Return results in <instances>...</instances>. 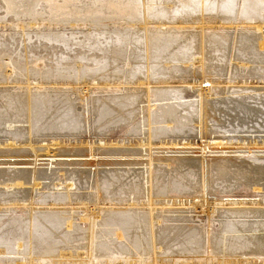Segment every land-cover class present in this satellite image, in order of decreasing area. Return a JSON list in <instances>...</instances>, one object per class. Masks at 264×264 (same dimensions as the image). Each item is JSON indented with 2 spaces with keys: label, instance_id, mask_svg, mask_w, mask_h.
Masks as SVG:
<instances>
[{
  "label": "rangeland",
  "instance_id": "rangeland-1",
  "mask_svg": "<svg viewBox=\"0 0 264 264\" xmlns=\"http://www.w3.org/2000/svg\"><path fill=\"white\" fill-rule=\"evenodd\" d=\"M95 1L96 0H89V1L73 0V2L70 1V6H72L69 8L70 10L68 8L67 9L60 8V10L57 12L50 7V5L54 4L52 1L48 3L49 5H45V3L43 5V3H40L38 4V6L36 5L37 6L36 7L34 4L35 2L33 0L32 1L23 0L21 2L16 1L14 3L15 7L13 11L11 12L10 10L8 11L5 3L2 0H0V90L4 88L5 89L9 88L11 89L10 91L19 90L21 92V91H24L26 86L30 85V87L33 86L32 88L34 89L38 88L39 90L37 89V92L39 91V93L40 92L45 93L46 91H48L51 94L65 93L64 95H66L67 93V95L69 94L70 99L76 102V104L74 102V105H76V108L78 109L77 115L79 116L76 118H79V119L81 118L80 121L78 120L79 123H81L80 124L81 128H79L80 127L79 126L77 130H75L74 132L70 131L69 133L59 132L61 134L57 135L58 138L56 137L58 140L55 139L56 141H58V144H55L56 146L53 145L54 147L50 144L51 139H52L51 136H53L50 134V132H47V131L45 132L44 130L41 133V130L39 128H36V127L32 128L34 130L32 131L31 137H32L33 142L35 141L33 144V145L36 144L35 147H39L41 146V144L42 145H46L47 143L50 144L52 147L49 146V149L52 151L49 152V155H52V153H56L60 147H63V148L66 147V149L68 148L72 149L73 147L83 146V147L88 148V146L89 147L93 146V148H97L100 145V141H99L100 140L99 136H100L101 139L105 141V143L101 146L103 148H114V147L116 148L117 147H133L134 148V147H137V144H138L136 136H140L144 138V135H147L145 134V132L147 133L148 130L151 132V134L152 132L154 133L155 131L160 130V131L167 132V134L166 135L161 134L158 137H155V135L153 136L152 134L153 136L152 138L154 137L155 139L157 138V140H155L153 145L151 146L153 147L151 150V155L154 158H177V157L181 158V157H191L192 155L197 156L198 153L195 154L193 150L189 151L190 153L188 152L184 153V151L179 152L177 148H170L171 146L168 145L169 143L168 140L171 139L170 138L171 135L169 133L170 131L172 132L176 129L177 127L176 123L167 122V121L165 122L161 121V122L155 123L152 121V123L148 125L147 118H151V116L149 115H152L155 112L157 114L162 112V110L159 109L160 107L159 108L155 107V104L163 105V106L170 104L176 110L179 109L180 113L182 115L184 114L183 116H187L188 113H190L188 115L190 118L195 117V115L197 116V113H198L197 111L199 107L198 105V102H199L198 94L199 93H201L202 96L204 95L203 101H202L203 103H204V100L206 101L205 103H208L209 101L215 100L217 98L219 99L224 98L230 101H238V99H241L240 96H245L248 98L247 102L249 103V105L254 107V109L256 110L252 114V116L254 117L253 121L249 123L247 122H243L242 124L239 123L240 126L230 124L232 127L234 126L233 129H231L232 127L229 125H226V126L224 125L222 127H219V130L216 132L212 131V129L217 126L216 123L212 121V119L209 117L208 114H205L204 118L207 117L204 119V121L206 122L205 131H208L206 135L207 138L210 136V137H217V139L219 137H223L227 140H229L230 138L232 140H235V139L242 140V139H250L254 137L259 141L258 146L264 147V143L261 144V142H264V110H263L264 104L262 105L261 103L264 101V72H263L264 63L263 62H258V63L238 62V60H230V54H229L227 57V60L223 62L221 66L222 68L220 67L217 70L215 69L211 70L206 67L202 70L203 66L201 67L199 62L198 63L196 62L194 64L190 60L185 61V62L184 61H171V62L163 61L161 62L160 58H157V59L151 58L150 55L148 57L145 53L146 48L144 47L146 45L145 44V40L147 39L146 37L151 35V33H153L154 31L156 32L157 29L158 30L161 29L160 31L169 32L170 30H173L172 28L174 29L177 28L179 32H183V33L188 32L189 34H191L190 32H192V34L193 33L200 34L201 31H204L203 33L207 35L208 34L210 35L213 33L215 35L227 34L229 35V40L231 39V42L235 40L237 35H242L246 33L258 34L260 32H263L264 34V31H263L264 24L261 30L252 28L253 24L251 25L250 22L248 23V21L244 19L243 16L238 15L240 14V9L238 10L237 8L242 5L243 0H234V3H235L234 12L236 11L235 18H234L235 22L233 21L231 22V24L228 22H221V20L219 21L218 18L215 16V14H208V13H204L202 15L197 14L194 16L193 20L190 22H178V20L180 19L179 17H181L180 11H178V9H180L178 2L174 1L173 3H171L170 1H168L166 3L165 0H160V1L154 2L153 4L146 3L147 0H138V6H140L137 8L139 16H137L138 20H136L135 22L130 21L125 16H121L120 14L112 15V14H108L106 11L102 12L103 14L99 13L98 15L91 16L88 13H86L85 10H87L86 8H88L89 5L91 7V5L93 6V5L99 4V3H96ZM198 2L201 4V0H198ZM100 3H104V1L100 0ZM85 4L86 6H84ZM214 5L216 6V3H214ZM151 6H154L153 11H155V9L157 8L156 14L159 13L161 17L158 19V21L155 17H151V18L148 17L147 24H144V19H146L148 16L147 10H150L149 7ZM103 7L104 6H102L101 8ZM75 8L77 9V11L75 10ZM49 9L51 11H49ZM135 9L136 8L134 7V10ZM67 11L71 13L73 11L74 13L72 15L70 13V15L68 14L69 16H67ZM85 13L87 15H85ZM167 13H170V14H167ZM62 14L64 15L66 14V15L62 16ZM140 14L142 15L141 18H140L141 16ZM55 16H59V17L57 18ZM63 17L65 19L69 17L70 19L68 18L65 20ZM162 17H165V18L163 19ZM171 17H174V18H171ZM161 24H164V25L161 26ZM228 26L231 27V28L229 27V30L226 29L228 28ZM201 27L205 29L201 30ZM126 34L127 36L128 35L133 36V38H134V35H138L137 37L141 40L140 42L143 45V48L140 50L138 54L134 55L130 53V51L128 50V43H126L125 46L124 45L121 46V49H120L119 45H121L122 43V39L120 37L121 36L124 37V35ZM128 41L130 40L127 39V42ZM113 48H118L121 51L118 49L114 50ZM112 49L114 51L118 50L117 51L118 53L114 52ZM122 50L124 51L122 52ZM111 55L113 57H111ZM191 55L189 59H191L192 57L198 56V54L196 53L191 54ZM228 64H229V67H228ZM146 81L148 85L144 84V82ZM157 88H163L167 90L168 99L153 100L154 96L153 95L149 96V99H151L149 102H146V101L140 102V105L144 106L146 110L144 109L143 113L139 114L134 120H131V122H129L128 124L126 122H123L121 124V121H118L120 117H118V115L116 116L114 115L113 116L114 118H112L114 120H111V122L110 120H106L104 122L103 121L97 122L96 120H94L97 123L93 122L92 125L90 123L89 128L82 126L83 116L81 115L83 114L81 112L84 110L85 105H87L86 102L93 101V99L94 101L102 100V97L105 98L106 94H107V97L111 95L121 96V95H126V94H137V95L141 94V97L143 96V100H145V93H147V91L150 93L151 91ZM49 93H45V95L47 94L49 96ZM47 95L46 97H48ZM250 95L253 97H250ZM148 103L151 106H149ZM81 107L83 110H81ZM147 107L152 109L149 115L147 114V110H148ZM188 107H189L188 113H186L185 110H182L183 108L186 109ZM190 109L191 111H189ZM93 116L96 117V115H93ZM93 116H92V119L94 118ZM113 122H115V125ZM191 122H189L188 125L191 124V126L190 125L189 126L191 130L194 132L196 131L194 126H197V125L196 123H193V122L191 123ZM111 123L113 126L110 125L111 126L110 127L108 124H111ZM95 124L96 126H94ZM0 125H1L0 133L2 134V135L0 134L1 136L0 140L1 139L3 140L4 135L5 137L7 135L10 136V134H4V131L6 130L8 131L9 129L11 131V130H14V128L8 127L7 125H4L3 123H1ZM14 125L16 126V128L17 126L18 128H22L20 129L22 131H19V133L21 132L19 136L20 135L22 136L24 132L26 133L24 129L28 128L27 122L25 123L17 122V123H14ZM24 126H26V128ZM82 127L84 128L82 129ZM149 127L150 129H148ZM102 128L103 130L106 129V131L104 130L103 132ZM137 128H138V131H137ZM38 129L40 132L38 131ZM80 129H82V131H80ZM217 129L218 128H216V130ZM192 131L190 134H188V136H181V137H190L189 135L193 134ZM209 131L211 132V134H209ZM38 133H40L41 135ZM70 133H72V135ZM33 134L37 136H34ZM65 134L67 137H65ZM68 134L70 137H68ZM173 134H174L172 135L173 138L180 137V135L175 136V133ZM191 137L192 138L188 139L189 141H191V143H193L194 140L195 141L199 140L198 136L195 138L194 136H191ZM43 138H45L46 140ZM19 139L20 138L17 137V140ZM39 139H41L42 141ZM208 140L210 139L208 138ZM36 142H38L39 144ZM15 145H13L14 149L16 148L17 151L20 150L23 156L22 155L21 156L2 155L0 156V162L7 161L8 163L9 161L13 162V160H17V161H24V160L33 161L34 160V157L32 155H28L30 154L29 152H25L24 150H22V149H27L28 148L27 146H22V144H19V142H17ZM233 145H236V144L234 143ZM191 146L193 148L192 144ZM100 150L101 149L96 150V153L98 154H94L92 152L93 154H89L88 156L87 155L86 156L85 155H80V156L54 155L53 157L51 156L54 163L51 164V167L48 169V172H55L59 175L60 172H62L65 169L75 170V169L91 168V170L99 169V170L108 171V172L115 171V170H129V169L139 170L140 168H143V164H103L101 162L102 161L124 162V161H130V160L133 161V160L146 159V157H142L139 155L138 156L137 155L121 156V155L100 154V152H102ZM37 153L38 154L42 153L40 154V156H38V159L40 160L38 162L39 165L37 167L44 168L45 165L42 164L44 161L41 159H46L49 157L43 156L45 151H38ZM85 153L88 154L89 153L88 150ZM142 154H144V152H142ZM241 154H233L235 155V158H233V156H231V158L237 162H239L238 160L239 158V159L247 160L250 163H252L251 159L257 156V155L252 156L247 153H241ZM257 154H258L257 157H260L262 160L264 159L263 151L261 153L258 152ZM204 156H205L204 160L208 161L211 159V157L213 156L219 157L220 155L210 153L208 152V149H207V152L205 153ZM70 160H75V161L91 160L95 164L90 165L89 167V166H84V165H73V164L64 165V164L55 163V162H60V161L69 162ZM153 163L156 165L160 164L161 167L164 169H171L172 167L171 160H166V161H162V160L155 161L154 160ZM29 166L30 165L28 164L26 165H22V164H17V165L10 164L9 165V163L0 164V168L8 167V168H13V169H16L18 167L24 168V167H29ZM40 180H41L40 182H45V183H48L49 181V179L47 180L45 178L44 180L43 179H40ZM40 186L38 187V189H41L42 187L43 188L41 190L37 189L38 191L36 190V193L43 194L49 197H52L53 195L52 192H55L57 190H59L58 192L63 191V189H61L60 187L58 188L53 187V185L50 183L45 185V187L41 183ZM1 187L2 185L0 186V193H1L0 198L6 199L8 193H10L12 189L10 188L11 190H9L8 188H6L5 190L3 187H2L3 189ZM71 188H72L71 190L74 191V192L71 191V193L76 194V196L80 194H85L86 192L88 193L97 192L95 187H91V188L89 187L85 189V188L78 186L77 188L76 184H74L73 187ZM253 189L254 188H252V186H248V187L244 186V187L236 188L233 192H230V193H227V192L221 193L220 191H217V190L208 191V192L206 191L205 198L206 200H208L206 201L207 204H205V202L202 203L201 201H199V204H197L194 209H193V206L188 204L189 197L185 198V195L180 194V193H177L179 194L178 196L176 193H171L170 196L168 197L170 201L171 199H174L176 202H181V200L184 202L186 201L185 199H187L188 201L186 202L187 204L183 205L182 208L189 209L190 211L189 210L187 212L185 211V213L181 211L174 212V209H173V211L168 212V210H170L171 208L166 205L162 207L163 210L164 209L166 210L164 212L162 211L161 214L164 216H174V217L179 216L180 218L184 217L189 220L190 225L195 226L198 229H200L199 227L201 228L203 227L205 231L208 228L212 230H216L219 227L220 222L227 220V218L229 217L226 218L227 212L225 213V210L222 211L223 209L221 210L222 213H225V215L222 214L223 216L219 215L221 214L220 210L211 211L209 209V205H211L214 200L216 202L218 201L226 202V200L228 199H233V201L235 200L244 201L245 200L247 202L248 200L257 199L258 202H261L259 206L264 207V191H263L264 189L261 188L259 191H254ZM2 193L6 195H3ZM35 197H33L31 200L34 202L32 203L33 206L35 207V205H37V207L35 208L37 211L39 209H44L46 213L49 214L50 219H48V217L46 218L48 219V222L49 221L51 222L49 223L53 225V228L58 229V231L65 230L66 226L64 225V223L66 224L67 218L71 219V221H74L75 224L79 225V226H76L75 224L71 223L70 228L72 229V228L78 227L77 229L79 230V232H77V235H80V236L76 242L71 243L75 245H73V247H70V248L72 251H74L73 253H75V251L77 250V247H79L78 250L79 252H81L82 256L78 258L76 256L67 257V256L61 255V253L65 254L66 249L69 248L67 247L68 245L61 246V244H63L64 242L60 243L57 240L60 238H57L56 240H54L56 237L54 236L53 238L52 233L48 234L50 233L49 231H46V229L48 230L50 226L49 224H46L48 222L45 223V227H46L45 230H42L44 229V225L42 224V222L43 220L47 221L46 218L45 219L43 218L42 222H38V221H41V219L40 220L38 219L37 222H36V219L32 220V222L34 223L29 224L28 220L26 221V219H28L27 218L28 215H26L27 208L20 204V202H23V200L13 201L12 199H7L5 201L4 199L3 200L0 199L1 201L0 203L1 204L0 205V249L4 251L3 254L2 253L0 254V264H78L79 259L85 262H91L90 264H121L118 261L120 259L122 260L123 264H127L128 259H130L131 257H134L135 255H136L135 256L136 258L137 257L140 258L137 261L143 260L144 257L146 259H149L151 257H155L156 255L155 258L158 260L157 261L158 264L159 262L160 264L161 262H164L162 264H168L170 262H171L170 264H181L180 262H182L183 260L182 256H176V257H179L178 258L179 260L178 259L176 260V262L178 263H172V258L171 256H169V251L168 252L167 250L163 251L162 248H157V246L154 248L155 249L154 250L153 249L154 245L152 244V242H150L151 241L149 240L150 238L148 239L149 243H147V245L144 242V239H143L144 243L143 244L140 243L142 241L141 237L139 238L137 236L138 237L137 238L135 234H133L132 236L133 238H132L131 237L132 235L131 227L134 222L131 217L126 218L128 217L127 208L129 207L125 205L126 203H121V206L118 203L114 205L115 200H111L110 203L113 204L112 203L113 201L114 202L113 205H111L110 203L101 204L99 205L100 207L97 206L94 210H90L92 207L91 202H89L86 199H85V201L87 202L86 205H82V203L79 202L78 198H76V200L75 199L73 200V202L74 201L75 202L74 203L72 202L71 206L68 205V203H63L62 206H59L58 204L57 206L51 207L48 204L51 200L49 199L46 200L45 201L46 205L45 203L39 204L34 200L37 199V201H40L39 199L40 197L37 196L36 199ZM198 198L200 197H195L194 200H198ZM2 202H4V204H2ZM13 204L15 206L18 205V207L17 206L15 207ZM200 204H203V205H200ZM244 205H246V203ZM20 207H22V209ZM58 209L59 210L61 209V210L59 211ZM66 211L67 213L68 212L69 213L67 214ZM143 212H144L143 209H140V215ZM90 215L93 217V219H95V226L93 227H92ZM53 218H54V221H53ZM64 218L66 220H64ZM236 218L231 217L230 220L234 221V219ZM127 219L129 220L130 225L127 223L128 222ZM245 219L246 218L241 217V218H238L237 220H245ZM55 220L57 222H55ZM40 223L42 224V226L40 225ZM88 227H89V230L87 229ZM260 233H264V232H260ZM87 236L92 240L93 244L92 242H90V239H88ZM129 237H131V239ZM105 241L107 242V244ZM18 242L20 243L19 247L17 246ZM87 243L89 244V246L87 245ZM108 244L110 246L112 245L113 252H112L111 247ZM105 245L106 246L108 245L110 247L109 251H108V246L106 247ZM142 245H145V247H143ZM151 246L153 247L151 248ZM20 247L21 249H19ZM16 249H19V250H16ZM152 249L154 250V252ZM71 250L68 249V251H71ZM150 253L151 254L155 253V255L154 254L151 255ZM107 255H109V257H111V255L113 256L109 258ZM117 255H119V257ZM142 256L144 257L142 258ZM263 256H264V253L258 256L257 255H253V256L243 255L240 257L233 256L234 258H231V259L236 258L235 260H242L244 258H250V260L252 259L253 260L249 264H253V263L261 264L263 263L261 261H264L262 260V258H264ZM216 258L217 257L215 256L205 257V259H208L211 261L215 260ZM146 259L144 260L146 261ZM193 259L198 260V258H193ZM199 259H201L202 262L204 260L203 257ZM145 263H141V264H145ZM146 264H149V263H146Z\"/></svg>",
  "mask_w": 264,
  "mask_h": 264
},
{
  "label": "bare ground",
  "instance_id": "bare-ground-1",
  "mask_svg": "<svg viewBox=\"0 0 264 264\" xmlns=\"http://www.w3.org/2000/svg\"><path fill=\"white\" fill-rule=\"evenodd\" d=\"M2 1L5 3L8 11L10 10L12 12L15 7L14 3L16 1L21 2L23 0H2ZM24 1H27V0H24ZM33 1L35 2L34 3L35 6L36 5L38 6V4L40 3H43V5L44 3L45 5H49L48 3L52 1L54 4L50 5V7L57 12L60 10V8L69 9L70 7H72L70 6V1L73 2V0H60V1L59 0L58 1L56 0H33ZM103 1L104 3H100V0H96L95 2L99 3L98 5L97 4L93 6L91 5V7L89 5L88 8L85 7L87 9L85 10L86 13L92 16V15H98L99 13L106 11L108 14H112V15L120 14L121 16H125L127 19L133 22L138 20L137 16L139 15H138L137 8L140 7L138 6V0H103ZM157 1H160V0H147L146 3L153 4L154 2H157ZM165 1L166 3L168 1H170L171 3H173L174 1L178 2V5L180 6V9H178V11H180V15H181V17H179L180 19L178 20V22H190L193 20L195 15L197 14L202 15L204 13L215 14V16L218 18L219 21L221 20V22H228L230 24L231 22L234 21V18H235L236 11L234 12L235 10L234 0H217V1L201 0V4L198 2V0H165ZM214 3H216V6L214 5ZM84 6H86V4ZM102 6L104 7L101 8ZM134 7L136 8L135 10H134ZM149 8L150 10H147L148 16L146 19H144V24H147L148 17L150 18L155 17L157 21L161 17L159 13L156 14L157 8L155 9V11H153L154 6H151ZM237 9L238 10L240 9V14L238 15L243 16L244 19H246L248 23L250 22L251 25L253 24L252 28L260 29V30L263 28L264 0H243L242 5L239 6ZM75 10L77 11L76 8ZM49 11L51 10L49 9ZM68 11H67V16H69L71 13ZM73 13L74 12L72 11L71 15ZM86 13L85 15H87ZM167 14H170V13H167ZM63 15L64 14H62V16ZM59 16H55V17L58 18ZM141 17L142 15L140 16V18ZM68 18L69 17H67L66 19ZM162 18L164 19L165 17H162ZM171 18H174V17H171ZM163 25L164 24H161V26ZM229 27L230 26H228V28L226 29L229 30ZM172 29L173 30H170L169 32H164V31H160L161 29L160 30L157 29L156 32L154 31L153 33H151V35L146 37L147 38L145 40L146 45L144 47L146 48L145 53L148 57L150 55L151 58H156V59L160 58L161 62L163 61L165 62L184 61L185 62L188 60H190L193 64L196 62L197 63L199 62L201 67L203 66L202 70L206 67L211 70L212 69L217 70L218 68L222 66L223 62L227 60V57L229 54H230V60H238V62H243V63L244 62L245 63L247 62H256V63L263 62L264 63V34L263 32H260L258 34L246 33L242 35H237L235 40L231 42V39L229 40V35L227 34H221V35H215L214 33L210 35L204 34L203 33L204 31H201L205 29L203 27H201L200 34L198 33L192 34V32H190L191 34H189L188 32L183 33V32H179L177 28L175 29L172 28ZM137 36L138 35H134V38L131 35L127 36V34L124 35V37L121 36L120 38L122 39V43L121 45H119L120 49H121V46L123 45L125 46V44L128 43V50L130 51V53L134 55L138 54L140 50L143 48V45L140 42L141 40ZM127 39L130 41L127 42ZM113 49L116 50L118 48H113ZM117 51H114V52H117ZM123 51L124 50H122V52ZM194 53L198 54V56L192 57L191 59H189L190 55ZM111 57L113 56L111 55ZM229 64H228V67H229ZM144 84L148 85L147 81L144 82ZM32 87L28 85L25 87L24 91H21V92L19 90L10 91L11 89L9 88H6V89L4 88L0 90V124L3 123L4 125H7L8 127L14 128V130H11V131L10 129L8 131L7 130L4 131V134H10V136L7 135L8 137L7 136L5 137V135L3 134L4 139L0 140V156L2 155H9V156H21L22 155L23 156L20 150L17 151L16 148L14 149L13 147V145L19 142V144H22V146L28 147L27 149H22V150H24L25 152H29L30 154L28 155H32L34 157L33 161L32 160H24V161L13 160V162H10V161L8 162L9 165L10 164H14V165L28 164L30 165L29 167H24V168L18 167L16 169L8 168V167L0 168V184L5 190L6 188H8L9 190L12 189L11 190L12 192L10 191V193H8L7 198L6 199L3 198V199L5 201L7 199H12L13 201L23 200V202H20V204L27 208V209L25 208L27 211L26 215H28L27 217L28 219H26V221L28 220L29 224L34 223L32 222V220H35V219H36V222L38 219L39 220L41 219V221H38V222H42V219L43 218L45 219L46 217L50 219L49 214L46 213L44 209H39L38 207L39 210L37 211L35 209L37 205H35V207L33 206L32 203L34 202L31 200L35 196L40 197L39 198L40 201H37L36 197H35L36 200H34L39 204L45 203L46 205L45 201L48 199L51 200L50 201L51 203L50 202L48 203L51 207L57 206L58 204L59 206H62L63 203H68V205L71 206L73 200L74 199L76 200V198H78L79 202H81L82 205H86L87 203L85 201L86 199L89 202H91L92 207L90 210H94L97 206L101 204H108L110 203L111 200H115L114 201L115 204L112 201L114 205L118 203L121 206V203H126L125 205L129 206L127 208L128 217L126 218L131 217L134 222L131 227L132 228L131 237L133 236V234H135L136 237L137 236L139 238L141 237L142 241L140 243L143 244L145 242L147 245V243H149L148 241L151 240L150 242H152V244L154 245V247L151 246V248L153 247L154 249L157 246V248H162L163 251L164 250H167V252L169 251V256H171L172 258V263H178L176 262V260L179 257H176V256H182L183 260L182 262H180L181 264H194V263L195 264H203V263L204 264H209V263L210 264H249L253 259L250 260V258H244L242 260H235L236 258L235 259H231V258H234L233 256L240 257L243 255H251V256L257 255L258 256L264 253V233H260V232H264V207L259 206L261 202H258L257 199L248 200L247 202L245 200L244 201L242 200L233 201V199H228L226 200V202H222V201L216 202L214 200L212 204L209 205V209L211 211L220 210L221 214L219 215H222V214L225 215V213L227 212L226 218L229 217L227 218V220L220 222L219 227L216 230H212L208 228L205 231L203 227L202 228L199 227L200 229H198L195 226L190 225L189 220L184 217L180 218L179 216L178 217L177 216L176 217L164 216L161 214L162 211L164 212L166 210V209L163 210L162 207L166 205L171 208L170 210L167 209L168 212L173 211L174 209V212L181 211L185 213V211L187 212L189 210V209L182 208L183 205L187 204L186 203L188 202L187 199H185L186 201L184 202L182 200L181 202H176L174 199H171L170 201L168 197L170 196L171 193H176V194L180 193V194L185 195V198L189 197L188 204L193 206V209H194L196 205L199 204V201H201L202 203L205 202V204H207L206 201L208 200H206L205 198L206 191L208 192V191L217 190V191H220L221 193L222 192L230 193V192H233L236 188L244 187V186L245 187L252 186V188H254L253 189L254 191H259L261 188L264 189V162H263L264 159L262 160L260 157H257L258 152L260 153L262 151L264 152V147L258 146L259 141L256 138L253 137L250 139H242V140L240 139L232 140L230 138L229 140H227L223 137H219L217 139V137L209 136L208 138L210 140H208L206 136L208 131H205L206 122L204 121V119L207 118V117L204 118L205 114H208L209 117L212 119V121H214L216 125L218 126L212 129V131H215V132L219 130V127H222L224 125L225 126L226 125H229V126L236 125L237 126L239 125V123L242 124L243 122L249 123L253 121L254 117L252 116V114L256 110L254 109V107L249 105V103L247 102L248 101L247 97L240 96L241 99H238V101H230L224 98H221V99L217 98L215 100L209 101L208 103H205L206 101L204 100V103H205L204 104L202 102L204 95L202 96V94L199 93L198 94L199 95L198 96L199 97V102H198L199 107L197 111L198 113H197V116L194 114L195 117H192V118L188 116L190 114L188 113L189 107L186 109L184 108L182 109V110H185L186 113H188L187 116H183L184 114L182 115L179 109H178L179 111L176 110L170 104L166 106L155 104V107L156 108L160 107L159 109H161L162 112L159 111L160 112L159 114L155 112L152 115H149L152 109L147 107L148 109L147 114L151 116V118H147L148 125H150L152 121L155 123L156 122L158 123L161 121L176 123V126H177L176 129L172 132L170 131L169 133L171 135L170 137L171 139L168 140L169 141L168 145L171 146L170 148H177L179 152L184 151V153L186 152L190 153L189 151L193 150L195 154L198 153L197 156L192 155L191 157H181V158L180 157L179 158L178 157L177 158H154L151 155V150L153 148L151 146L153 145L154 141L157 140V138L155 139V137H158L161 134L162 135L167 134V132L160 131V130H157L154 133L152 132L153 136L155 135L154 138H152L153 136L149 130L147 133L145 132V134L147 135H144V138L140 136H136L138 144H137V147H134V148L133 147L103 148L101 146L105 143V141L102 140L101 137L99 136L100 145L97 148H93V146H90V147L88 146V148L80 146V147H73L72 149L70 148L66 149V147L65 148L60 147L56 153H52V155H49V152L52 151L49 149V146L58 144V141H56L55 139L58 138L57 137L58 134H61L59 132L69 133L70 131L74 132L75 130H77L79 126H80L79 128H81V125H80L81 123H79L81 118L80 119L76 118V117H79L77 115L78 109L76 108V105H74L75 101L70 99L69 94L67 95L66 93V95H64L65 93H62L64 95L63 96L61 93L51 94L45 90L46 91L45 93H49V96L46 94L48 96L46 97L44 92L39 93V91L37 92L38 88L34 89ZM33 89L36 91H34ZM150 93L148 91L147 93H145V100H143V96L141 97V94L140 95L126 94V95H121V96L111 95L108 97L106 94V97L104 96L105 98L102 97V100H98L99 102L94 101V99L93 101H90V102L88 101L86 102L87 105H85L84 110L81 107V110L85 111V112L83 111L81 112L83 114L81 115L83 116L82 122L83 124H85V125L82 124V126L89 128L90 123L92 125V123L96 121L104 122L106 120H110L111 122V120H114L112 119L114 118L113 117L114 115L115 116L118 115V117H120L118 121H121V124L123 122H126L128 124L129 122H131V120H134L139 114L143 113L144 109L146 110L144 106L140 105V102H144V101L149 102L151 100L149 99V96L153 95L154 96L153 100L168 99V92L167 90L163 88L154 89ZM250 97H253V96L250 95ZM261 103L263 105L264 101ZM189 111H191V109ZM93 115H96V117H94ZM92 116L96 119L94 118L92 119ZM191 121L193 123H196L197 125V126H194L196 130L194 132L190 128L191 124H189L190 126L188 125V123ZM17 122H21V123L27 122L28 124V128H26L27 125L24 126L26 128L24 129L26 133L24 132L22 136L21 135L19 136V134L21 133V132L19 133V131H22L20 130L22 128H18V126L16 128V126L14 125V123H17ZM113 123L115 125V122ZM108 125L110 126L112 125V123ZM94 126H96V124ZM34 127L39 128L41 130V133L45 130V132L46 131L50 132V134L53 135L51 136L52 137L51 143H50L51 145L48 143L46 145L41 144V146L39 147H35L36 144L33 145L35 141L33 142L31 135H32V131L34 130L32 128ZM233 127L231 129H233ZM83 128L84 127H82V129ZM216 128L218 129L216 130ZM82 129H80V131H82ZM148 129H150V127ZM104 130L106 131V129ZM137 131H138V128H137ZM191 131L193 132V134L189 135L190 137H181V136H188V134H190ZM173 133H175V136L180 135V137L173 138L172 137V135H174ZM70 134L72 135V133ZM209 134H211L210 131H209ZM34 136H37V135H34ZM191 136H194V138L198 136L200 141L197 140L199 141L197 142L194 140L193 143H191V141L188 140L189 138H192ZM17 137L20 139L17 140ZM65 137H67L66 134H65ZM68 137H70L69 134H68ZM232 143L233 144L235 143L236 145H233ZM263 143L264 142H261V144ZM191 144L193 145L194 149L192 148ZM99 149H101L100 151H102L100 152V154L121 155V156H124V155L126 156L137 155L138 156L139 155L142 157H146V159L133 160V161L130 160V161H124V162H108V161L101 162L103 164H143V168H140L139 170L129 169V170H115V171L108 172V171H102L99 169L91 170V168L75 169V170L65 169L62 172H60L59 175L55 172H48V169L51 167V164L54 163L51 156L52 157L54 155H74V156H80V155L86 156L87 155L88 156L89 154H93V153L98 154L96 153V150H99ZM207 149H208V152L213 153V154H218L220 156L219 157L213 156L211 157L210 160L205 161L204 155L207 152ZM87 150L89 152L88 154L85 153ZM38 151H45L43 156L49 157L46 159H41L44 161L42 163L43 165H45L44 168L37 167L39 165L38 162L40 160L38 159V156L42 154V153L38 154L37 153ZM142 152H144V154H142ZM241 153H247L252 156H255V155L257 156L251 159L252 163H250L247 160L239 159V158H238L239 162H237L231 158V156L235 158V155L233 154H241ZM154 160L155 161L156 160H162V161L171 160L172 167L171 169H164L161 167L160 164H157V165L154 164L153 163ZM8 163L7 161L0 162V164H8ZM55 163L64 164V165L65 164L66 165L67 164L84 165V166H89V167L90 165L95 164L91 160H78V161L70 160L69 162L60 161V162H55ZM44 178L47 180L49 179L48 183L40 182L41 181L40 179L44 180ZM41 183L44 187L45 185L50 183L53 185V187H56V188L60 187L61 189H63V191L58 192L59 190L56 189L57 191L52 192L53 193L52 197L45 196L43 194H38L36 193V190L38 189ZM74 184L77 185V188L78 186L85 188V189L89 187L90 188L95 187L97 192H93L94 194L86 192L85 194H80L76 196V194L71 193V191H73L71 190L72 189L71 187H73ZM41 189H38V190H41ZM3 195H6V194H3ZM178 195L179 194H177V196ZM195 197H200V198H198V200H194ZM243 203L244 204L246 203V205H244ZM2 204H4V202H2ZM200 205H203V204H200ZM16 206L18 207V205ZM20 208L22 209V207ZM140 209H143L144 211L141 215H140ZM221 210L222 211L225 210V213H222ZM231 217L233 218L237 217V218L234 219V221L233 220L231 221L230 220ZM241 217L246 218V219L237 220L238 218H241ZM65 218L64 220H66ZM48 219L46 218L47 221L43 220L44 223L42 222V224L44 225V229L42 230H45L46 228L45 223L48 222ZM53 221H54V218H53ZM49 222L46 223L50 225L48 230L46 229V231L50 232L48 234L52 233L53 238L54 236L56 237L54 240H56L57 238H60L57 240L60 243L64 242L63 244H61V246L68 245L67 247H69L66 249L65 254L61 253V255L67 256V257H71V256H76L78 258L81 257L82 256L81 252H79L78 250L79 247H77V250L75 251V253H73L74 251H72L70 248V247H73V245H75L71 243L76 242L80 236V235H77V232H79V230L77 229L78 227L77 228L75 227L72 229L70 228L71 223L75 224V222L67 218L66 224L64 223V225L66 226V229L64 228L65 230L63 231H58V229L53 228V225L50 224L51 222L50 223ZM55 222L57 221L55 220ZM91 222H92V227L95 226V219H93L92 216H91ZM127 223L129 224V220ZM42 224L40 223L41 226ZM75 225L79 226L77 224ZM87 229L89 230V227ZM131 237L129 238L131 239ZM88 239L90 238L88 237ZM143 239H144V242H143ZM90 242H92L91 239H90ZM88 243L87 245L89 246ZM17 246L18 247L20 246L19 242L17 243ZM109 246H108V251L110 247L111 249L113 248L112 245L110 247ZM142 246L145 247V245H142ZM19 249H21V247ZM19 249H16V250H19ZM68 249H70L71 251H68ZM3 252L4 251L0 249V254L1 253L3 254ZM112 252H113V249H112ZM152 254L155 255V253H152ZM113 255H111V257ZM107 256L109 257V255ZM117 256L119 257V255ZM135 256L128 259V263L126 261L125 262L127 264H141L145 262L149 264H158L157 262L158 260L155 258L156 255L155 257L150 256L151 258L149 259H146L144 256H142V258L144 257L143 260H139V261L137 260L140 258L139 257L136 258ZM206 256L208 257L215 256L217 258L211 261V260L205 259ZM201 257L204 258L203 262L201 259H199ZM193 258H198V260H194ZM144 259H146V261ZM262 260H264V258H262ZM118 261L121 264H123L122 260L119 259ZM261 262H263L261 264H264V261H261ZM90 263L91 262H85L79 259L78 264H90ZM162 263L164 262H161V264Z\"/></svg>",
  "mask_w": 264,
  "mask_h": 264
}]
</instances>
